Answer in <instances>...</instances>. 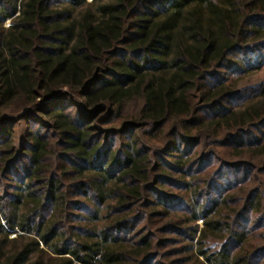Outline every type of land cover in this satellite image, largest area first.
Listing matches in <instances>:
<instances>
[{
	"label": "trees",
	"instance_id": "trees-1",
	"mask_svg": "<svg viewBox=\"0 0 264 264\" xmlns=\"http://www.w3.org/2000/svg\"><path fill=\"white\" fill-rule=\"evenodd\" d=\"M262 65L264 0H0V264H264Z\"/></svg>",
	"mask_w": 264,
	"mask_h": 264
},
{
	"label": "rangeland",
	"instance_id": "rangeland-1",
	"mask_svg": "<svg viewBox=\"0 0 264 264\" xmlns=\"http://www.w3.org/2000/svg\"><path fill=\"white\" fill-rule=\"evenodd\" d=\"M87 1H89V0H87ZM8 24H9V21L7 20V21H5L4 26H7ZM234 77H232L231 79H233ZM237 77H239V78L234 80L236 89H240L243 91H249V92L251 90H255L264 84V65H262L259 68H258V66H253L250 69L246 70L245 72L240 73V75H238ZM257 99H255L253 101H256ZM138 106L139 105H137V104H135V105L133 104L129 108V109H131L129 111L134 112V111L138 110ZM19 133H20V131H19ZM154 140H156V139H154ZM217 153L219 154L220 158L223 161H229V162L235 161L233 154L229 153L225 149L220 148V150H218ZM259 161H260L259 158H256L255 161H252V163H257ZM198 224L201 226L200 220L198 221ZM15 236H16V234L10 235V237H15Z\"/></svg>",
	"mask_w": 264,
	"mask_h": 264
}]
</instances>
